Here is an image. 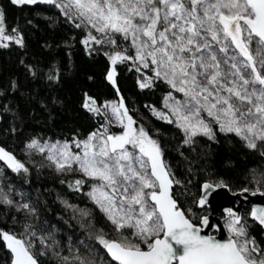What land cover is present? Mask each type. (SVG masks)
<instances>
[{
	"label": "snow or ice",
	"instance_id": "6c2138e0",
	"mask_svg": "<svg viewBox=\"0 0 264 264\" xmlns=\"http://www.w3.org/2000/svg\"><path fill=\"white\" fill-rule=\"evenodd\" d=\"M22 22L9 23L0 6V49L18 47L23 79L10 75L0 84V132L23 136L26 156L41 154L32 165L54 171L64 188H29L32 169L14 151L0 144V211L9 227H0V245L8 250L7 264H264V206L249 203L246 212L224 207L213 219L212 194L231 186L218 177L210 163L211 145L219 134H234L258 152L264 163V0H9ZM48 5L57 13L44 17L54 28L60 17L80 29L79 43L86 55L107 59L104 80L114 97L102 101L83 92L81 107L96 127L71 138H45L28 131L31 121L47 124L63 101L57 89L71 64L75 37L60 43L44 40L41 47L66 49L63 69L55 57L42 65L27 59L26 30H38L42 14L33 6ZM35 59V58H33ZM133 73L140 90L155 92L166 86L160 106L145 104L157 119L181 134L176 151L187 174H177L166 162L158 134L138 123L120 87L119 69ZM88 80L93 77L89 75ZM43 86V87H42ZM23 105V107H22ZM118 128V131H113ZM25 133H27L25 135ZM199 164L200 167H196ZM249 186L234 194L264 196V167L249 169ZM87 197L104 216L98 225L91 209L70 201L64 189ZM70 216L55 222L41 217L52 212L47 196ZM75 221V223H73ZM62 222V223H61ZM11 225H18L17 231ZM69 229L83 234L73 240L58 238Z\"/></svg>",
	"mask_w": 264,
	"mask_h": 264
},
{
	"label": "trees",
	"instance_id": "16d2710c",
	"mask_svg": "<svg viewBox=\"0 0 264 264\" xmlns=\"http://www.w3.org/2000/svg\"><path fill=\"white\" fill-rule=\"evenodd\" d=\"M0 6L6 10L10 24L16 22L17 18L22 22L23 17L27 14L21 13L16 7L10 5L9 0H0ZM33 7H35L37 11H40L42 15L37 18V22L40 25L38 30L32 32L26 30L28 43L27 51L29 53L27 59L33 62L40 60L42 65H47L54 56L63 69V66L68 64L64 46L61 45L59 48H55L54 51H51L42 48L41 44L44 40L60 43L61 40L73 36L75 37V42L72 48L71 64L68 65V70L63 71V84L57 89L59 98L63 103L56 106V116L53 120L49 121L47 124L43 121H31L28 131H34L40 133L45 138L52 139L71 138L70 134L74 128H79L82 133L86 134L96 127V121L92 119L91 114L87 110L81 107L83 92L87 91L100 101L105 98L111 99L114 97L111 86L104 80L107 59L103 55H95L93 57L86 55L83 46L79 43V39L83 33L70 23H64L63 17H60L61 22L54 28L48 27L44 17L57 13L56 9L43 4L38 7ZM21 56H23V52L15 46L10 49H0V84L5 83L9 76L13 74L23 79V68L18 63V58ZM89 75L93 77L92 80L87 79ZM119 76L120 87L124 96L127 97L130 102V107L133 109L132 114L137 118L138 123L145 124L150 130L155 128L160 129L158 134H153L158 135L160 142L164 146L166 162L172 165L173 170L176 171L178 175L183 173L185 179H192L193 183L190 186V191L193 194L197 193L199 191L198 181L203 179L205 173L201 171L198 177L187 174V165L182 161V158L175 150L181 138L180 132L173 125L157 119L145 108L146 103L156 104L158 107L160 106L161 97L163 91L166 90V86L161 85L155 92L140 90L136 85L133 73L128 72L123 66L119 69ZM2 125L3 121L0 123V126ZM118 130L119 129H113V131ZM26 134L27 133H25V135ZM22 141L23 136H20L18 139L17 137L5 135L3 132H0V144L14 151L17 157L26 162L32 169L30 183L24 186L25 190L29 188H40L41 190L44 188L54 190L64 188V186L58 183L54 171L47 167L37 171L31 161H39L41 159V154L33 153L26 156L22 151ZM211 149L212 156L210 158V163L212 169L218 177L223 178L229 183L232 193L241 186L246 185L251 187L249 184L251 177L248 174L250 168L264 167L259 153L247 149L244 146V142L234 134H219V143H213ZM196 167H200L199 164H197ZM0 172H8L12 182L19 184L18 177L11 173L1 162ZM64 194L72 203L82 208L91 209L98 225H104L106 223L103 214L87 199V197L80 194L74 195L67 191L66 188L64 189ZM47 200L52 212L50 213L46 209H42V218L49 217L55 222L58 217L53 216L52 213H59L66 217L71 215V210H65L64 207L55 200V191L47 196ZM247 210H244V212ZM73 223H75V221H73ZM11 226L17 231L20 230L18 225ZM0 227H9V222L3 211H0ZM82 234L83 233L79 230L69 229L65 226V231L62 232L58 238L62 237L66 239L68 235H71L75 241V239ZM253 234L256 235L258 240L264 239V236H262L256 228L253 229ZM8 258V250L0 245V264H7ZM41 259L44 261V264H56L53 258L41 257Z\"/></svg>",
	"mask_w": 264,
	"mask_h": 264
},
{
	"label": "water",
	"instance_id": "95a60500",
	"mask_svg": "<svg viewBox=\"0 0 264 264\" xmlns=\"http://www.w3.org/2000/svg\"><path fill=\"white\" fill-rule=\"evenodd\" d=\"M1 123V121H0ZM3 164V162H1ZM212 204L211 208L213 209V219L219 220L220 215L223 213L224 207H236L242 212L244 208H249V203L257 204L264 206V196L257 193L252 195L251 193L247 194V200H245L244 195L234 194L228 189L219 188L214 191L211 197Z\"/></svg>",
	"mask_w": 264,
	"mask_h": 264
},
{
	"label": "flooded vegetation",
	"instance_id": "af4514ba",
	"mask_svg": "<svg viewBox=\"0 0 264 264\" xmlns=\"http://www.w3.org/2000/svg\"><path fill=\"white\" fill-rule=\"evenodd\" d=\"M247 209H248V208H244V209L242 210V212H244V210H247ZM221 215H223V213H222ZM221 215H220V216H221Z\"/></svg>",
	"mask_w": 264,
	"mask_h": 264
},
{
	"label": "rangeland",
	"instance_id": "374dc122",
	"mask_svg": "<svg viewBox=\"0 0 264 264\" xmlns=\"http://www.w3.org/2000/svg\"><path fill=\"white\" fill-rule=\"evenodd\" d=\"M115 129H118V128H115Z\"/></svg>",
	"mask_w": 264,
	"mask_h": 264
}]
</instances>
